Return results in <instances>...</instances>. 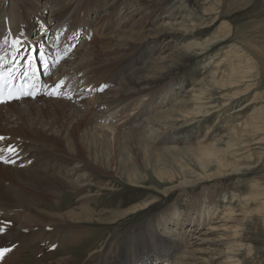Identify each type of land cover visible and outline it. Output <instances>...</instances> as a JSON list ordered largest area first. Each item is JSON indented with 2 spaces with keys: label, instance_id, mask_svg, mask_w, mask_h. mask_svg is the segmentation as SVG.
I'll list each match as a JSON object with an SVG mask.
<instances>
[{
  "label": "rangeland",
  "instance_id": "1",
  "mask_svg": "<svg viewBox=\"0 0 264 264\" xmlns=\"http://www.w3.org/2000/svg\"><path fill=\"white\" fill-rule=\"evenodd\" d=\"M82 1L81 11L86 13L88 5L92 3L88 2L89 0ZM119 1L120 14L117 15L114 12L102 20L100 19L99 24L91 33L94 35L95 32L94 38L88 40L89 45H93L90 53L92 54L90 55V66L87 67L89 69L87 71L90 73L89 83L92 84L91 87L94 91H92L93 95L90 94L89 98V94H86L84 100L76 105L70 101L43 98L41 102L34 101L39 103V107L28 113L26 121L29 119V122L27 123L39 124L43 127L45 134L49 133L46 132L47 128L52 127L57 136L49 135L47 138L56 137L58 139V136L64 134L66 139L64 140L65 146L59 148L58 152L51 148V143L47 140L48 147L43 152L44 156L50 154L58 159L62 158L66 152L73 153L75 148H79L80 156L88 161V159H92L87 155L88 151L92 149L88 143L106 139L114 154V150L118 146H127L124 142V134L121 133L130 134L132 132L130 129L134 126L133 124L130 129L122 131V127L127 122V119H123L124 116L131 117L142 109L144 110L146 103L154 101L155 96L159 97L164 92H167L169 101L166 107L159 109L161 112L165 111L168 114L171 109L178 108L192 110L196 105L193 95H197L201 90H210L211 85L217 86L218 84L219 87H222V79H228L234 69L248 77L245 79L247 83L226 87L230 94L239 93V95L228 104L213 108V100L218 99L217 92L211 90L203 94L209 98L205 101L207 102L205 107L206 110H210L211 116L196 118L194 125L177 131L174 135L178 139V142L174 144L175 151L191 152V149L198 148L200 141L204 145L213 143L214 140L223 139L231 140L237 144L249 143L251 137L246 126L249 125L250 118L255 112V117L258 118L261 128H264V110L261 113L257 112L264 108V0ZM148 3L153 4L149 6ZM168 6L176 10L180 26L172 27L165 23L162 24L168 20L163 17L168 14ZM153 12L160 13L162 18H159L158 23L151 27L148 18L152 16ZM182 16H186L185 21ZM106 23H108L107 34L112 32V38H109L111 42L108 44L99 38L104 31L102 26ZM117 23L121 25L115 31L113 24ZM52 27L51 29H53ZM34 28L40 30L39 34H43L39 19H37ZM166 31L171 32L173 38L168 37L165 40L162 35ZM185 32H188L189 36L184 37L182 34ZM52 35L53 33L48 37L52 41L48 45L55 47ZM144 38H148L147 47L153 54L150 60V74H145L158 81L166 78L165 85L155 88L153 94L146 96L140 103H136V106L130 105L131 110L125 111L126 107H120L115 112L116 114L99 122L95 129L85 130L83 125L88 116L90 117L92 114L93 117V107L95 102L100 100L99 96L103 97L110 89L111 81L122 78L123 71L136 57L142 54L140 41ZM60 42L65 44L64 36ZM74 46L76 49L66 59L73 57L76 60L81 59L80 61L85 63L89 57L82 53L87 51L81 49V44L77 43ZM70 50L67 48L66 51L70 52ZM198 52L202 54H197ZM186 53L191 56H182ZM86 54L89 55L88 52ZM64 63L59 66V68L62 66L61 74H65V70L68 71L73 67L67 62ZM152 65L155 66L152 67ZM70 75L72 74L69 71L66 78L71 79ZM62 77L64 76L62 75ZM213 78H217V80H213ZM69 82L68 92L63 91L65 95L62 94V96L77 98L76 96L82 92V89L75 90L78 85L71 80ZM72 83L75 84V87L72 86ZM247 85L250 86L251 91L249 92L245 91ZM211 92L214 94L213 96H211ZM67 93L70 94L66 95ZM83 93L85 92L83 91ZM220 99L218 103L221 104L228 100L224 97ZM253 99H256L255 103L247 107ZM3 111L4 109L1 108L0 112ZM124 112L126 113L124 114ZM167 114L164 113V115ZM167 125L168 122L161 121L151 124L150 129L154 126L160 137H166L167 131H164L163 128ZM113 127L115 130L112 129ZM146 131L147 129L143 130L144 133ZM251 136L254 135L251 133ZM252 138L249 149L238 148L241 154L249 151L253 154L250 159L246 158L240 162L242 165L247 164L242 168L244 171L241 174H235L232 166L226 169L212 166L209 168L208 174H216V177L193 187L174 189L169 193H165V191L179 185L178 181L167 185L160 183L152 175L151 181H143V184L128 183L134 185L129 186L124 180L120 182L119 177H116L117 180L114 178L110 180V177L113 176L107 177L103 173L93 172L91 175L95 180L94 185L92 184L86 189L82 188V191L79 190L78 193L71 190L64 191L58 195V200L41 207L56 211L57 214H64L72 209L77 210L78 197L87 193L89 189L94 193L92 201L94 210L108 211V216L112 215L114 211V214H122L136 204L149 201L155 203L148 208L149 211L139 214L129 212L126 214H130L129 216L123 219L118 218L119 220L111 225L108 224L113 221V218L98 221L100 223L82 225L86 228H77L73 225L67 230H48L44 238L64 236L65 243L61 247L54 248L53 242L43 243L40 240L24 249L22 262L24 264H55L61 257L74 256L70 258V264H114L113 258L124 253L126 237L139 230L140 226L151 219H155L153 222L155 224L162 221L160 216L164 213L167 218L165 220L167 223L164 229L165 235L160 232L159 234L164 239L170 238V241L177 243L178 252L170 256L162 255L163 258H170L161 260L159 264H264V199H262L264 198V142ZM259 138H264V131H261ZM41 139L38 137L37 142L40 143ZM42 142L45 144V141ZM148 144L151 143L147 141L146 145L148 146ZM161 144L156 145V150L161 149L160 154L165 159L170 158L171 152L165 151V148H168L170 144ZM223 147L226 146L223 145ZM36 148L43 150L41 145L36 144ZM44 156L43 158H45ZM174 160L183 161L191 169L200 173L194 166V162H190V159L185 155L177 153ZM9 162L14 164L12 159ZM140 162L141 160L138 161V163ZM3 164L0 160V167ZM74 165L79 167L77 163ZM90 166L92 168L93 164ZM141 168H139V173L146 175V172ZM15 170L18 169L15 168ZM110 173L114 172L110 171ZM78 177L76 176V180ZM79 180L83 179L79 177ZM12 186L15 189V185ZM99 186L107 187V190L103 191ZM135 186H142V188ZM133 187H135L134 190H132ZM202 193H206L208 196L207 202L205 201L207 209L197 211L198 205H203ZM257 193H259L260 201L252 203L254 198L247 200V195L255 197ZM36 201L33 199L30 203L35 204ZM0 202L2 206H6V201ZM36 205L39 204L36 203ZM173 207L176 209V214L173 217H168ZM228 211H232L233 214L229 215ZM157 227L162 228L159 224L156 225ZM147 235L149 236V233ZM153 238V241H150L152 249L146 252L152 250V254L154 253L155 256L164 254L155 249L157 239L156 236ZM153 259L157 261V257Z\"/></svg>",
  "mask_w": 264,
  "mask_h": 264
},
{
  "label": "bare ground",
  "instance_id": "2",
  "mask_svg": "<svg viewBox=\"0 0 264 264\" xmlns=\"http://www.w3.org/2000/svg\"><path fill=\"white\" fill-rule=\"evenodd\" d=\"M82 2V0H0V42H2L3 37L7 35L9 28L11 29L13 37L18 33H25L24 40L27 41L29 45L41 43V41L48 38L49 35L53 33L52 38H54L55 47L43 44V46H45L43 47V51H45L46 54H50L49 47H51V51H54V55L58 54L60 50H55V48L63 36L64 41H66L65 44L64 42H60L63 50L66 51L67 48L70 50L72 48V43L76 42L79 45L81 44V49L89 53V55L86 54L87 52L82 53V55L89 57L85 63H82L80 61L81 59L76 60L73 57L64 60L65 63L67 62L73 67L68 71L65 70V74H61L60 72L62 66L60 68L58 67L59 70L55 73V75L59 76L57 81H47L51 86V88L47 90L48 94H51L52 86L64 77L66 78L67 73L70 71L72 75H70V77L68 76L71 78L69 80L78 85L75 90L82 89V92L76 97L84 100L83 98L86 94L93 95L92 84L89 83L90 73L87 71V67L90 66V55H92L90 53L93 47V45H89L88 40L89 38L90 40L94 38L95 32L94 35L90 33L91 30L93 31L97 27L100 19L102 20L105 16L114 12L117 13V15L120 14V1L89 0L88 2L92 4L88 5V11L86 13L81 11ZM148 4L152 6L153 3ZM167 9L168 14L163 17L168 20L164 21L162 19V21H164L162 24L165 23L172 27L180 26L176 10H173L170 6H168ZM46 11L47 13H45ZM137 14L146 15L145 13ZM159 18H162L161 14L153 12L152 16L148 18L149 25L155 26ZM182 18L185 21L186 16H182ZM37 19H39L43 28L42 35L39 34L40 30L34 28ZM113 25V30L117 31L121 24L117 23ZM51 27L53 29H51ZM102 29H104V31L101 34L102 37L100 36L99 38L102 42L108 44L111 42L109 38H112V32L107 34L108 23L104 24ZM182 35L184 37L189 36V33L185 32ZM162 36L165 40H167L168 37L173 38L172 33L169 31H166ZM86 42L88 44H85ZM124 42L128 45L126 41ZM147 44L148 38H144L140 41V52H142V54L136 57L128 68L123 71L124 74L122 78L111 81V87L103 97L99 96L100 100H97L93 107V117L92 114L90 117L88 116L86 123L83 125V127L86 128L85 130L95 129L99 122L116 114L115 112L120 107H126L125 111L131 110L132 107H130V105L136 106V103H140L146 96L153 94L155 88L165 85L167 81L166 78L159 79L158 81L145 74H150V60L153 57V54H151L152 51L148 49ZM87 45L89 46L86 47ZM23 52V49H19L15 46L14 40H10L8 46L0 47V57H3L5 60L11 59L14 55L20 59ZM59 54H61V51ZM197 54L202 53L198 52ZM182 56L189 57L191 55L186 53ZM56 60H59V58H54V61ZM154 66L155 65H152V67ZM247 72L249 73V71ZM62 75L64 77H62ZM246 78H248L246 74H242L234 69L228 79H222V87H219L218 84L217 86L211 85L210 90H201L197 95H193V101L196 102V105L192 110L178 108L171 109L168 114L165 111L161 112L159 109L166 107L169 101L167 92H164L159 97L155 96L154 99L153 96L152 99L154 101L150 100L151 102L146 103L147 105L144 110L137 111L138 113L131 117L128 115L122 116L123 119H127L126 124L122 127V131L123 129H130L134 124L130 129L132 131L130 134L121 133L124 134V142L127 146H118L113 154L107 139L88 143L92 148L87 153L89 158H92L88 159V161H85L84 158L80 156L79 148H75L73 153L69 151L66 152L62 158L58 159L50 154L44 156L43 152L48 147L47 140L50 141L51 148L58 152L59 148L65 146L64 140L66 139L64 134L58 136V139L56 137L47 138L49 135H56L52 127L47 128L46 132L49 133L45 134L43 127L39 124L33 122H31L33 124L27 123L29 122V119L26 121L29 111L39 107L38 102H41V99L36 100L29 98L21 100L20 102L0 106V109H4L3 112H0V138H2L0 139V160L4 163L3 166L0 167V201L4 200L7 202L6 206H2L0 202V252L4 253L3 256H0V264H24L22 262L24 249L40 240H42L43 243L53 242L52 246L54 248L61 247L65 243L64 236H59L57 238L48 236L44 238L48 230H67V228L73 225L80 228L85 227L82 226L85 224H95L98 221L113 218V221L108 224L111 225L115 221L129 216L130 214L126 215L129 212H131V214H139L149 211L150 209L148 208L155 203L149 201L143 204H136L122 214H114V211L112 215L108 216V211L94 210L92 207L94 193L90 192L89 189L87 193L81 194L78 197L77 201H79V205L77 210L72 209L67 213L57 214L56 211L46 210L41 207L42 205L54 202L58 195L64 191L71 190L78 193L82 188L86 189L91 187L92 184L94 185L95 180L91 175L93 172L98 174L99 172L100 174L103 173L107 177L113 176L110 177L111 179L109 178L110 180L119 177L120 182L124 180L126 184H143V181H151L150 178L152 175L163 184H173L176 181L180 183L166 190L165 193L173 192L174 189L180 187H193L216 177V174H208V170L212 166H217L221 169L232 166L235 174H241L242 171H244L242 168L247 164L242 165L240 162L246 158L250 159L253 154L251 151L241 154L238 148L246 147L249 149L253 139L252 137L264 142V138H259V134L261 131H264V128H261L258 118L255 117L256 112L253 113L250 118L249 125L251 124V126H246L251 137L249 143L237 144L231 140L226 141V139H223L220 141L214 140L215 142L204 145L202 141H200L198 148L191 149V152H186L185 150L175 151L176 147H174V144L178 142V139L175 138L174 135L177 131L194 125L196 118L204 116V118H208L211 116L210 110H206L205 107L207 103L205 101L209 98L203 96V94L215 90L218 94V99L213 100V108L226 105L239 95V93H235V95L230 94L227 92L226 87L247 83V81H245ZM213 80H217V78H213ZM75 84L72 86L75 87ZM83 91L85 93H83ZM245 91H251L249 85L246 86ZM62 94L65 95L64 92H62ZM213 95L214 94L211 92V96ZM223 97L228 100L224 101L223 104L218 103V101L221 100L220 98ZM255 100L253 99L247 107L252 106ZM221 108L223 109L225 107ZM133 110L134 109H132V111ZM262 110H264V108H261L257 112L261 113ZM125 113L126 112H124V114ZM164 113L167 115H164ZM161 121L168 122V125L163 128L164 131H167L166 137H160L157 132L158 130L154 126L150 129L151 124ZM112 129L115 130L114 127ZM145 129H147V131L144 133L143 130ZM251 133L254 136H251ZM38 137L42 138L40 143L37 142ZM42 141H45V144ZM147 141L151 143L150 145L148 144V146L146 145ZM159 143H162L161 145L166 143L170 144L168 148H165V151L171 152L170 158L165 159L162 154H160L161 149L159 151L156 150V145ZM36 144L41 145L43 150L37 149ZM223 145L226 147H223ZM128 149L129 152H127ZM177 153L185 155L190 159V162H194V166L200 173L191 169L187 163L174 160ZM43 156L45 158H43ZM10 159L14 161V164H10ZM139 160H141L140 163H138ZM75 163L78 165L83 164L77 167V165H74ZM90 164H93L92 168ZM170 164L171 166H169ZM140 167H142L141 170L146 172V175L139 173ZM15 168L18 170H15ZM110 171L114 173L111 174ZM76 176L81 177L83 180H79V177L76 180ZM12 185H15V189ZM135 187L142 188V186ZM135 187H133L132 190H134ZM99 188L103 191L107 190V187L99 186ZM18 189H20V191H17ZM258 197L259 193H257L255 197L247 195V200L254 198L255 200H252L253 203L261 200L258 199ZM33 199L35 201L37 200L35 204L30 203ZM201 199H203V205H198L199 208L196 207L197 211H205L207 209L205 208V201L207 202L208 200L207 194L202 193ZM36 203L39 205H36ZM175 214L176 209L173 207L168 217H173ZM228 214L232 215L233 212L230 211ZM160 219L162 221L156 224L153 223L155 219H151V221L140 226L139 230L130 233L125 239L124 253L122 255L118 254L113 258L114 264H159L161 260L170 258H163L162 255L170 256L177 253V243L170 241V238L164 239L163 236L159 234L160 232L162 235H165L164 229L167 226L165 222L167 218L164 213L161 214ZM157 224L162 228H156ZM148 233L149 236L147 235ZM155 236L157 239L155 249L164 254L155 256L154 253L152 254V250L146 252L152 249V247H150V241H153V237ZM73 257L74 256L61 257L55 264H70V258ZM155 257H157V261L153 259Z\"/></svg>",
  "mask_w": 264,
  "mask_h": 264
},
{
  "label": "snow or ice",
  "instance_id": "3",
  "mask_svg": "<svg viewBox=\"0 0 264 264\" xmlns=\"http://www.w3.org/2000/svg\"><path fill=\"white\" fill-rule=\"evenodd\" d=\"M25 33H18L13 37V34L11 32V29L9 28L7 31V35L3 37L2 42H0V47H6L10 44V40L15 41V46L18 47L19 49H23L24 51H27L29 55L32 57L33 61H40L41 63H46L47 61L45 60L46 52L41 50V43L46 44L47 40L46 38L41 42L36 45H29L27 41L24 40ZM49 51H51V47H49ZM15 59V57L13 58ZM59 64V60L54 61L53 67L57 66ZM31 66V65H29ZM46 75H51V73L47 72L45 73ZM64 82L63 80L59 81L58 83L54 84L52 86V95H60V93H57L55 89L62 88ZM102 90V89H101ZM31 95V93H29ZM20 98V97H16ZM4 101L0 99V103H3ZM2 139V138H0ZM4 253L0 252V256H3Z\"/></svg>",
  "mask_w": 264,
  "mask_h": 264
}]
</instances>
